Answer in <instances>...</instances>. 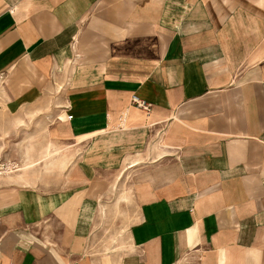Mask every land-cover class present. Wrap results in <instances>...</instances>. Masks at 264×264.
Instances as JSON below:
<instances>
[{"label": "crops", "instance_id": "1", "mask_svg": "<svg viewBox=\"0 0 264 264\" xmlns=\"http://www.w3.org/2000/svg\"><path fill=\"white\" fill-rule=\"evenodd\" d=\"M0 117L65 157L0 172V264H264V0H0Z\"/></svg>", "mask_w": 264, "mask_h": 264}, {"label": "rangeland", "instance_id": "2", "mask_svg": "<svg viewBox=\"0 0 264 264\" xmlns=\"http://www.w3.org/2000/svg\"><path fill=\"white\" fill-rule=\"evenodd\" d=\"M22 125L25 130L20 132L16 130L13 136L6 132H0V172L7 171L11 174L20 170H28L29 173H34V167L44 168L45 165L50 167L52 163L56 165L57 162L55 161L62 158L63 154L57 149L56 145L52 144L46 126L38 124L37 120L31 118L27 119L26 124ZM14 143H16V147ZM125 183L118 184L113 189V194L99 208L101 213L94 224L89 242L97 243L106 249L109 248L110 244L122 246L127 244L126 231L130 221L122 217L115 218L116 213L119 215L118 212L122 211L124 213L127 209H130L129 202H123L121 206L116 205L120 194L126 193L128 190ZM106 204L110 207H107Z\"/></svg>", "mask_w": 264, "mask_h": 264}, {"label": "built area", "instance_id": "3", "mask_svg": "<svg viewBox=\"0 0 264 264\" xmlns=\"http://www.w3.org/2000/svg\"><path fill=\"white\" fill-rule=\"evenodd\" d=\"M131 101L132 103H134L136 106L144 109L145 111H149L150 109V104L147 103L146 101H144L143 99H140L136 94H133L131 97ZM69 118L71 117V115L68 116Z\"/></svg>", "mask_w": 264, "mask_h": 264}]
</instances>
